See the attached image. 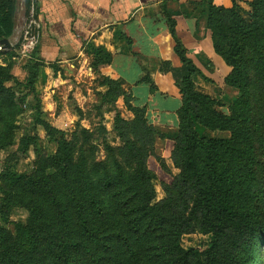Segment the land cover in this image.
Instances as JSON below:
<instances>
[{
  "label": "trees",
  "instance_id": "1",
  "mask_svg": "<svg viewBox=\"0 0 264 264\" xmlns=\"http://www.w3.org/2000/svg\"><path fill=\"white\" fill-rule=\"evenodd\" d=\"M204 3L208 5L205 14L207 26L212 32L214 49L232 68L225 79L226 84L238 91L239 96L230 105L228 114L218 108L222 105L221 101L197 90L195 75L200 70L187 57V49L177 34L176 21L167 13L169 32L175 41L174 50L182 62L178 69L170 67L183 98L178 111L179 131L172 153L173 161L180 169V174L172 185L176 199L173 200L168 193V198L162 203L152 204L156 193L144 158L153 151L157 137L163 135L148 122L145 109L131 105L130 96L123 93L121 82L105 76L102 86L108 87L104 92L106 103L113 105L122 95L134 115L131 119H125L117 111L114 129L118 132L122 145H106L107 150L118 153L124 159L119 161L114 155L111 158L108 155L104 161L93 160L91 167H88L90 158L86 151L87 142L81 141L78 135L70 141L60 139L57 142L58 150L50 157L52 160L49 159L52 164H47L44 168L47 172L38 170L34 178L23 175L21 179H26V183L15 189L20 194L24 193L31 201V204L22 201L20 205L28 206L31 212L41 215L40 223L45 222L51 230H56L55 238L57 242L61 241V246L66 247V250L60 248V253H57L53 242L47 238L48 252L47 248L38 244V249L32 253L26 247L29 252L24 250L23 256V249L18 247L25 243L16 242V237L8 231L0 234V264H15L16 258L23 261L21 264H93L76 246L87 250L80 235L93 237L94 249L90 252L97 253V256L112 248L114 237L117 239V246L119 245V239L123 238L119 229L115 232L116 235H110L104 227L113 205L118 210L116 216L120 217L130 231L137 235L147 234L146 238L152 246L149 251L152 252L153 263L139 261L138 264H154L156 260L161 264L157 258L163 256H167L166 264H243L234 255L223 259L217 250L220 248L219 237L234 234L248 243L250 236L264 227L261 198L259 205L255 204L256 194L263 190L260 197L264 195V184L259 190L251 185L256 167L262 165L264 168V141H259L262 124L257 120L258 115L252 117V108L256 104L259 106L256 93L264 98V26L259 24L264 21V0L251 2L253 19L250 22L242 15L236 0H233L231 7L215 4L213 0H203ZM14 28L13 10L6 0H0V40L10 39ZM97 50L99 53L93 62L94 67L102 62L108 64L112 58L111 53ZM33 80L34 77L27 80V85L32 90ZM112 93H116L115 98L108 101ZM39 104L36 106L38 122L49 127L50 131L55 130L40 119ZM259 119L262 120L261 115ZM196 124L213 131H229L231 135L229 138H203L198 133ZM112 164H117L118 171L120 170L117 175L110 173L109 167ZM125 164L128 167H120ZM96 165H102L106 169L103 176L95 173ZM49 169H54V172L49 173ZM117 181L124 182L125 186L117 185ZM37 196L42 198V202L40 199V204L37 203L38 207L35 204ZM108 197L110 200L107 201ZM178 200L181 201L180 204ZM168 205L172 208L175 205V209L179 206L181 208L178 220L170 228L182 234L199 229L201 232L214 234V242L184 249L175 238L168 243L170 248L164 249L165 241L160 242L158 235L150 237L151 234L141 230L142 227L144 230L153 227L152 222L157 221L160 210L161 216L168 213ZM0 211L3 218L9 216L3 201H0ZM14 211L13 208L10 214ZM59 217L71 223L73 232L65 234V225L63 229L58 228ZM143 222L148 224L143 225ZM34 225L35 221L30 219L27 225L18 230L16 236L22 237V231L29 233ZM66 237L72 240H68V246L63 242ZM124 239H128L127 248L137 257L142 244L131 242L128 236ZM8 240H13V243H7Z\"/></svg>",
  "mask_w": 264,
  "mask_h": 264
},
{
  "label": "rangeland",
  "instance_id": "2",
  "mask_svg": "<svg viewBox=\"0 0 264 264\" xmlns=\"http://www.w3.org/2000/svg\"><path fill=\"white\" fill-rule=\"evenodd\" d=\"M236 1L240 6L242 15L250 22L253 19L251 16L253 11L251 2L254 0ZM6 3L13 10L15 28L14 36L12 35L13 37L10 39L15 46L12 47L13 49L4 48L0 51V201L5 202L6 210L11 217L10 220L7 215L3 218L0 213V234L11 231V234L17 239L16 242L22 241V244L25 243L23 246L19 245L20 247L18 248L23 249L21 250L23 252L24 250L28 251L26 249L27 247L30 253L38 249V247H36L38 244L47 248L46 252H48V238L53 242L55 251L60 253V248L66 250V247L61 246V241L57 242L55 238L56 230H51V227H49L48 224H44L45 222L41 224L39 220L41 215H37L36 212L33 211L31 212L28 206L22 207L20 205L22 201L26 202V204H31V201L29 197H25L24 193L20 194L15 188L26 183V179H21L23 178V175H28V177L34 178L35 175L38 174L36 173L38 170L42 171V173L47 172L44 168L47 164H52L49 159H51L50 157L58 150L57 142L64 138L70 141L75 135H78L81 141L85 140L88 144V146H86L88 158H90V162L88 161L87 163L88 167H91L93 160H96V162L104 161L107 159L108 155L110 158L114 155L119 161L120 159H124L118 153L107 150L106 145L111 147L122 145L119 134L114 129L117 111H120V115L125 119H131L134 115L127 105L126 108H119L117 103H114L113 105H108L106 103L104 92L108 87L102 86V82L106 76L102 75V71L94 80L85 77H82V79H76L75 77L77 74L74 72V75L71 76L63 75L64 78L69 77L72 83V88H68L64 85L59 89L58 101L62 103V108L57 112L53 106L51 109H54L56 115L54 118H50L52 121H56V118L60 119L59 123H57L59 127H61L62 124L60 121H68L70 123L69 126L64 127V129L55 128V130L52 131L49 130V127H43L45 128V132H42L40 128L35 127L34 118L39 119V114H37L38 112L36 109L31 110V108H36L41 100H39L37 96L34 98L31 86L27 85V80L23 78L25 76V71L22 68L18 69V67H16L18 66V59H21L22 55L25 53V51L21 52V47L23 44L27 43L24 39V35L26 29L30 28L31 21L33 20L35 0H6ZM202 6L203 9H206L208 5L204 3ZM259 24L264 26V21L262 20ZM32 46L33 47L29 52L30 56L40 58L38 42ZM36 49H38V52ZM91 49V52H93L92 59L96 61V55H98L99 51L94 47ZM103 58L106 59L105 56ZM37 62L39 63V61ZM93 62L92 64L94 66ZM105 64V62L98 64L97 70L99 69L100 71L101 68L106 66ZM64 73H66V70H64ZM113 80L117 81V79ZM50 86L51 84L48 85V87ZM56 89H58V87ZM234 92L233 90L229 92L232 93V96L227 95L228 98L226 97V102L222 100V105L218 107L221 111L230 114V105L234 102L235 98L239 96L238 91L234 89ZM115 95L116 93H112L109 96L108 101L114 99ZM256 100H258L259 106L255 103L256 107L252 108V117L253 115H258L257 120L262 124L259 141H264V98L260 96V93L259 95L256 93ZM260 115L262 116V120L259 119ZM103 128H105V131H103ZM196 128L200 136L203 138H229L231 135V132L229 131H213L200 124H196ZM39 133L42 135L47 134V137L43 139L39 136L33 135ZM177 135L178 134L172 139H176ZM159 138L160 137H157L154 148H152L153 151L144 158V162L151 172L153 178L152 184L156 193L155 199L152 201L153 205H158L167 199L168 193L172 195L173 200L176 199V192L173 191L172 185L180 174V169L176 167L172 158L175 143L171 142L165 144ZM7 143L10 144L5 145ZM27 148H30L32 151H27ZM123 165L120 167H128L127 164H125V166ZM94 168L93 169L96 170L95 173L101 176L106 173V169H104L102 165H96ZM109 170H111V174L116 175L120 171H118L117 164H112L111 167H109ZM48 172L53 173L54 169H49ZM127 183L129 184L130 182ZM122 184L125 186L124 182L117 181V185L122 186ZM263 184L264 168L262 165H258L256 167V173L251 180V185L255 187V190H259ZM262 191L256 194L257 197L255 199V204L257 203L259 205L261 198L260 207L264 210V195L260 197ZM40 199V202H42V198L37 196L35 204H40ZM108 200H110L109 197L107 201ZM109 203L111 204V202ZM178 203L180 204L181 201L178 200ZM39 204H37V207ZM169 206L170 205L166 207L168 213L163 216H161L162 211L160 210L157 221L152 222L153 227L149 230H144L142 227L141 230L151 234L150 237L152 235H158L160 242L165 241L164 249H169L170 247L168 243L174 241L173 239L175 238L179 240L184 249L197 248L201 245H208L210 242H214L216 237L214 234L204 233L199 229L194 232L182 234L178 230L170 228L172 223H174L175 220H178V211H180L181 208L179 206L178 209H175L174 205L173 209ZM114 207H116V205L112 206L109 219L105 221L104 227L106 228L105 231L110 235H116L115 232L119 229L123 237L119 239V245L117 246V239L114 237L112 240L114 242L112 248L97 256V253L92 254L90 252L92 251L91 249H94L92 247V245H94L93 237L90 235H80L83 237L82 240L84 241L87 250H81V246L76 247L82 251V255L86 259L92 260L93 264H138L139 261H150L153 263V256H151L152 252L149 251L152 249V246L146 238L147 234L137 235L130 231L127 226L123 224L120 217H118V215L116 216L118 210ZM13 208L15 211L11 215L10 211ZM64 215L65 214L63 213L62 216ZM30 219L35 221L33 229L29 233L22 231V237L18 238V236H16L18 230L22 228L23 225H27ZM58 221L60 222L58 228L63 229V225H65V234L73 232L69 221L62 220L61 217H59ZM147 224L148 223L143 222V225ZM168 229L173 230L169 231ZM126 236L129 237L131 242H136L138 245L142 244L140 247V253H138L137 257H134L133 253L127 248L126 242L128 239H124ZM34 238H37L38 240H35ZM242 239L243 238L239 239L234 234L219 237L218 243L220 248L217 250L219 255L223 259L228 258V255H234L237 259H240L243 264H264V227H260L254 234H252L248 243H246V241H241ZM68 240L70 239L67 237L66 240H63L67 246L69 245ZM70 241L72 242V240ZM7 243H13V240H8ZM100 245L99 247L102 248ZM25 251L22 253L23 256L25 255ZM157 259L161 264H166L165 261H167V256L158 257ZM14 262L15 264H17V262H19V264L23 263L19 258H16ZM154 264H159V262L156 260Z\"/></svg>",
  "mask_w": 264,
  "mask_h": 264
},
{
  "label": "crops",
  "instance_id": "3",
  "mask_svg": "<svg viewBox=\"0 0 264 264\" xmlns=\"http://www.w3.org/2000/svg\"><path fill=\"white\" fill-rule=\"evenodd\" d=\"M213 1L233 6V0ZM202 4L203 0H35L33 20L24 35L27 43L21 47L25 53H21L16 67L25 71V80L34 77L33 95L41 100L40 119L56 129L69 126L68 121H60L59 127L60 119L51 120L56 115L54 109L58 112L62 108L59 89L72 86L69 77L63 75L75 72L76 79L94 80L102 71V75L121 82L132 106L145 109L148 122L163 135L159 138L162 142H174L183 98L170 67L178 69L182 62L174 50L167 13L176 21L187 57L200 70L195 75L197 90L221 102L232 96L231 90L234 92L225 81L232 68L214 49ZM36 42L40 58L29 53ZM92 47L112 55L100 71L92 64ZM116 103L126 108L124 96H119ZM34 126L45 132L35 118Z\"/></svg>",
  "mask_w": 264,
  "mask_h": 264
},
{
  "label": "water",
  "instance_id": "4",
  "mask_svg": "<svg viewBox=\"0 0 264 264\" xmlns=\"http://www.w3.org/2000/svg\"><path fill=\"white\" fill-rule=\"evenodd\" d=\"M0 44L3 46L5 49H10L12 48V43L9 38H5L0 40Z\"/></svg>",
  "mask_w": 264,
  "mask_h": 264
},
{
  "label": "built area",
  "instance_id": "5",
  "mask_svg": "<svg viewBox=\"0 0 264 264\" xmlns=\"http://www.w3.org/2000/svg\"><path fill=\"white\" fill-rule=\"evenodd\" d=\"M4 48H3V46L0 44V51H2Z\"/></svg>",
  "mask_w": 264,
  "mask_h": 264
}]
</instances>
